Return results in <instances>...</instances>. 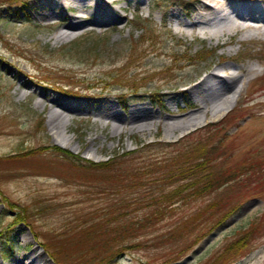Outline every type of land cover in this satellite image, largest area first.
<instances>
[{
  "label": "rangeland",
  "instance_id": "rangeland-1",
  "mask_svg": "<svg viewBox=\"0 0 264 264\" xmlns=\"http://www.w3.org/2000/svg\"><path fill=\"white\" fill-rule=\"evenodd\" d=\"M35 1L0 0V58L6 62L0 61V263L13 259L20 248L31 251L37 247L49 264H57L51 253L61 242L59 230L73 234L74 241L84 220L96 215L101 219L113 209L109 226H135V233L125 236V244L138 246L125 249L109 264H208L243 234L255 216L264 219V166L243 170L239 181L200 198L182 200L150 222L146 218L155 208L149 197L158 188H124L119 182L98 179L102 174L124 178L142 157L171 154L195 136L185 138L187 135L197 130H201L198 135L205 134L209 123L220 121L239 105L243 116L233 115L223 125L228 156L221 162L245 161L244 169L252 159L263 163L264 89L255 86L258 79L264 80V58L259 53L264 47L262 38L242 41L237 34L222 45L228 38L225 35L216 44L215 39L198 29L191 31L171 17L177 11L188 20L196 0H119L111 5L117 13L108 17L96 15L92 8L80 12L70 5L64 16L46 12L38 16ZM228 1L264 2L223 0ZM72 15L80 16L77 26L66 30V37L56 39V32ZM138 26L144 32L137 31ZM13 36L23 45L12 44ZM75 42L81 45L72 49ZM235 65L253 67V71L226 92L230 95L239 90L229 110L219 111L221 97L197 100L193 81L211 70ZM20 80L29 81V87H20ZM154 91L159 97L151 96ZM50 95L67 101L66 133L78 145L76 151L55 143L47 121ZM102 99L125 112L121 118L126 121L98 116L95 108ZM134 106L140 109L131 112ZM194 114L204 115L205 120L180 127L182 120ZM137 122L149 124V129L139 130ZM114 123L120 124L118 132ZM155 141L178 143L131 152L136 142ZM57 148L96 163L115 157L106 170L76 168ZM215 200L223 207L242 204L225 222L227 226L223 224L196 242L210 225L213 212L209 204ZM17 215L23 217L20 222ZM23 236L26 245L18 241ZM77 253L67 251L66 259L59 262L83 264L82 259L76 260ZM231 264H264V224Z\"/></svg>",
  "mask_w": 264,
  "mask_h": 264
},
{
  "label": "trees",
  "instance_id": "trees-1",
  "mask_svg": "<svg viewBox=\"0 0 264 264\" xmlns=\"http://www.w3.org/2000/svg\"><path fill=\"white\" fill-rule=\"evenodd\" d=\"M137 31H140V33L144 32V27L138 26ZM80 45L79 42H75L72 45V49ZM96 45L97 43L92 46L91 50ZM59 86H65V84L60 83ZM255 86L257 88H263L264 80H259L255 83ZM151 96L159 97L156 91ZM157 99L160 101L159 98ZM238 107L227 113L220 121L209 123L205 134L198 135V132L201 130H197L187 135L185 138L195 134L191 140L187 139L188 142L186 141L183 146L176 148L171 154L166 156L153 155L142 157L141 160L143 161L140 160L137 165L127 171L125 177L127 176L128 178L118 177V175L106 177L102 174L98 179H109L110 181L119 182L124 188H141L145 185H149L148 187L150 188H158L159 191L157 193L152 192L149 197L152 199V205L155 210L152 212V215L147 216V222H150L153 216L157 221L176 207L177 203L182 200L197 199L215 192L230 183L239 181L243 170H250L256 166H264V162L261 163L257 159H252L246 169H244L245 161L232 165H223L221 162L222 159L228 156L227 146L225 144L226 131L222 132L223 125L233 115H237L238 118L243 116L241 113L242 109L240 110ZM250 107L248 106V108ZM177 143L178 141L172 144L162 143L161 141L145 144L136 142V147L131 152H140L145 147L153 145L173 146ZM56 152H59L60 155L63 153L62 155L68 158L76 168L94 170L108 169L115 157L96 163L82 159L60 148H57ZM118 157L116 155V158ZM75 160L81 162V164H78ZM84 163H88V165ZM127 180H129V183L122 185ZM241 204L235 203L228 207H223L217 200L212 201L209 204V208L213 212L208 221L210 225L206 228L205 232L196 237V242L222 226L237 211ZM112 210L104 213L101 219H99V215H96L92 219H89V221L88 219L84 220L81 224L82 227L78 231V235L74 237V241L71 240L73 234L59 230L57 235L58 238L61 237L59 239L61 242L58 243L59 245L57 247L55 246V251L51 253L55 262L62 264V262H59V259L63 257L66 259V252L69 251L71 253L75 249L78 252L77 256H79L76 260L82 259L83 264H109L120 256L125 249H133L138 246L136 243L133 245L125 244V236L127 234L132 236L136 231L135 226L125 223L120 224L117 227L118 229L115 226H109L110 223L107 221L114 219ZM17 217V222H20L23 218L20 215H17ZM262 224H264V219L262 220V217L255 216L249 226L245 228V231H242L243 234L225 245L221 252L215 255L208 264H231L234 262L238 255L248 246L254 233L261 228Z\"/></svg>",
  "mask_w": 264,
  "mask_h": 264
},
{
  "label": "bare ground",
  "instance_id": "bare-ground-1",
  "mask_svg": "<svg viewBox=\"0 0 264 264\" xmlns=\"http://www.w3.org/2000/svg\"><path fill=\"white\" fill-rule=\"evenodd\" d=\"M119 0H36L34 3V12L36 15L46 12L49 15L64 16L67 6H74L80 12H84L87 8H92L96 15H105L109 13H117V9L112 3ZM128 0H124L127 3ZM193 13L188 17V20L179 16L177 11L171 13L178 22L186 25L191 31L198 29L200 32L210 39H215L219 44V40L222 36L228 35V38L224 40L222 45L233 41L237 34L242 36L243 41L245 37L251 38H264V2L262 3H235V2H223V0H196L192 4ZM35 15V14H34ZM108 17V16H107ZM80 18L77 16H70L67 21L64 22L60 31L56 32V39L64 38L68 35L66 30H70L77 26L76 20ZM1 39L8 41L4 37ZM12 44L23 45L18 36H13L10 41ZM3 56V55H2ZM0 61L6 62L0 58ZM13 68V65H8ZM253 71V67H244V65L235 66H223L216 70H211L205 75L200 76L196 81H193V92L200 102H206L214 97L223 98V103L219 107V111L229 110L237 100L236 90L230 95H225L226 92L235 86V84L242 79V76ZM26 77V76H25ZM29 81L20 80V87H29ZM260 89H264L260 88ZM262 94V92H258ZM46 97V95H44ZM48 100L51 102V107L48 116V126L54 134L55 143L60 146L67 147L72 151L78 149V145L73 144V137L67 135V113L68 110L67 101L62 98L50 95ZM39 105H43L41 101ZM140 108L133 107V111H137ZM97 115L105 117L109 120L116 121L118 123H124L126 118L123 111H119L115 105L107 99L98 101L95 108ZM132 114V113H131ZM205 120L204 115L194 114L188 118L182 120V128H188L190 126L197 125ZM119 127L114 128L116 132L120 129V124L114 123ZM135 126L145 131L149 129V124L144 122H137ZM119 128V129H118ZM95 138L90 139V143H94ZM18 241L26 245V238L19 237ZM0 264H49V261L45 258V255L37 251V247L31 251H25L20 248L18 254L6 263Z\"/></svg>",
  "mask_w": 264,
  "mask_h": 264
}]
</instances>
